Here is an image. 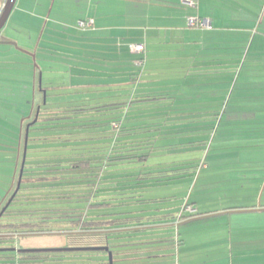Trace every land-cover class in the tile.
I'll list each match as a JSON object with an SVG mask.
<instances>
[{
	"label": "rangeland",
	"instance_id": "1",
	"mask_svg": "<svg viewBox=\"0 0 264 264\" xmlns=\"http://www.w3.org/2000/svg\"><path fill=\"white\" fill-rule=\"evenodd\" d=\"M116 1L113 0L114 3ZM129 3L127 2L124 7H120L117 3L110 11H105L108 20L103 21L104 25L94 26L96 35L94 42L90 44L72 41L67 36L76 31L85 35L84 32L89 30L92 24L81 27L77 22L76 26L71 27L63 23L53 25L51 21L45 24V20H42L37 28H32L36 30L33 34L31 32L32 36L25 34L26 30H29L27 27L17 26L9 29V33H13L19 38V43L13 41V47L21 52H18L20 55L18 58H14L10 69H4L7 70L5 72L0 69V137L8 136L13 131L15 134L20 133V129L19 131L16 128L13 129L16 124L20 127L23 125L22 138L25 137L26 126L35 120L37 109L40 107L39 95L42 93L44 98V90L46 89L49 95L45 101V106L48 108L80 102L91 104L98 102L97 104H101L111 101L119 95V100H124L133 94L142 95L143 92L153 94L168 91L175 96L173 99L129 102V105L126 104L125 112L124 108L121 109L122 111L119 110L117 114L91 112L83 117L70 118L68 119V121L72 119L70 122L62 124L60 127L40 124V129L33 132L39 136V143L55 141V137L58 136L61 139H67L64 142H71L72 144L66 147H55L56 144L54 143L51 148L29 150L28 157L41 160L52 159L56 156L63 158L71 152L107 149L108 147L105 145L101 146L97 143L83 144V146H80L79 143L80 141L91 143L92 140L97 142L99 137L105 135L108 136L107 140L113 139L114 136L110 134L115 126L104 121L112 116L121 115V117H115L121 118L118 121L119 127L116 128V131L120 130L121 125L128 127V130L118 131L121 141L150 136L154 144L152 147L146 145L141 150H150V155L144 163L142 161L128 163L124 167L130 169L132 165H135L132 170L141 171L145 167L153 168L160 164H179L177 167L188 166L181 169L183 171L182 176L157 185L147 183L142 188L143 192L136 193L141 194V196L135 198H142L144 201L137 202L132 198L123 197L124 195L119 194V191H112V189L107 188L106 179L98 184L94 177L79 183L76 180H70L76 182L77 186L56 188V190L69 189L71 191L69 192L70 195L76 193L82 195L89 192L91 194L93 192L94 197L90 200L94 202L112 197V199L107 200L110 204L99 207L102 212L103 210L104 212H135V210H140L136 215H144L145 217L147 215L180 214L188 199L190 202H194L195 207L199 210L204 208L213 209L220 202L226 204L231 199L224 201V199L216 200L215 197L222 194L223 188L221 185L223 182L225 183L223 187L228 189L229 186L226 183L228 181L234 182L236 179L238 184L246 185L242 186L244 191L251 193L255 188L252 186V183L255 182L252 178L257 173L256 169H259L260 159L264 158V89L257 91L250 89L252 86L248 83V77L252 73L253 62H259L260 60L264 62V46L256 51L258 58H254L255 52L253 50L249 51V32H253L252 25L255 24V21L253 20L252 24L248 23V0H202L200 4L201 12L213 14L212 25L210 27L193 26L196 27L195 30L202 32V34H189V38L197 39L196 42H185L184 38H180V41L167 40L159 43V45L165 46L162 48H155L157 42L152 41L151 32L153 35H158V42L159 40L163 41L165 35H169L171 30H177L172 25L177 22L150 12L158 11L161 7L149 3V0H137V2L135 0V2ZM197 3H199V0L195 4ZM190 6L186 9L189 14L190 10L195 9ZM193 7H196V5ZM258 12L261 14V9H258ZM126 15L129 17L125 18ZM191 17L197 18L195 15ZM188 19L189 17L187 23ZM135 24L137 25L134 26ZM187 28L193 31V28L188 26ZM258 28L262 29L263 27L260 25ZM133 29H139L133 35L135 36L133 38L140 36L144 39L148 36L147 43L145 42V52L143 53L134 52L129 48L130 40L133 38L127 39L126 32L129 33V30ZM51 31L54 33L53 39L48 38ZM62 32H68L69 34L66 35ZM27 37H32V49L22 47L26 43L25 39ZM54 39L57 40L55 44H58V47L51 42ZM125 44L132 57L131 62L127 64L130 68V83L128 85H123L121 86L123 88L120 89H110L107 85L87 86V84H80V87L75 85V82L82 83L86 79L87 81L84 83L88 81L89 83H99L98 81L105 77L104 73L109 68L108 65H105V61L115 60L110 59L106 53L102 52L103 47L112 49L113 46V50L121 47V50H124ZM25 46L29 47L28 42ZM42 50L44 54L40 59ZM164 52L172 55L166 66L161 67L160 71L152 77L155 72L152 70V61L156 60L154 55L155 53L160 55ZM188 54L192 58L188 57ZM203 55L207 57L209 64L215 62L214 67L216 68L211 70H214V72L210 71V74L206 75L205 73L193 74L189 76L193 85L185 83L184 74L190 70V60H200ZM28 56L32 61L30 74L27 73L22 64L24 60L29 58ZM226 60L229 63L228 68H220L224 66L223 63H226ZM85 65L92 66L95 70L85 71L84 67H87ZM121 68L123 66L120 63L112 66V69L119 70ZM80 74H82V77ZM27 79H29L28 82ZM72 80L74 82L73 86H61L64 83L65 85L71 84ZM44 82L52 83L46 85ZM115 93L118 94L115 95ZM253 96L254 98H252ZM28 100L30 105H27ZM155 102L157 103L155 104ZM149 104L152 105L148 106ZM152 106H159L156 108L159 112H156ZM145 108L149 110H144ZM45 111L39 112V116L46 115L48 112ZM146 111L149 112L145 113ZM215 113H219V115ZM39 116V120L43 118ZM187 117H190V119H185L186 121L181 119ZM94 118L99 119L101 122L88 121V119ZM133 125L136 127L134 131L131 129ZM248 128L255 129L249 131ZM90 137H93V139ZM3 139H0V146L5 144ZM46 145L50 144L47 143ZM46 145L41 144L44 147H47ZM20 146V154L16 152L14 166L10 170L11 178L8 180V185H5L6 180L4 179L7 172H0V176L3 173L0 177V204L11 188L15 169L17 168L19 171L21 169L22 144ZM58 167L63 168L64 164ZM244 178L249 180L246 182ZM90 179L95 180V182L90 184ZM257 187L261 189V192H258L259 198L263 192L262 203H264V179L262 184ZM88 204L84 199L76 206L79 208L83 206V208H86L85 211L89 209L90 212L97 210L96 206L90 207ZM202 205L203 207H201ZM184 213L188 212L184 211ZM151 225L157 226L156 224ZM175 226L177 227V225ZM167 228L164 231L163 229L153 228L146 233L135 231L125 234L118 240H124L128 245L125 246V249L123 246L122 248L115 247L114 250L121 249L123 252L126 250L127 252L122 256L126 255L127 259L115 260L114 264H177V254L174 255L173 253V255L167 257L168 253H172L170 247H173L177 231L174 233L173 230L168 231ZM171 228L173 229V227ZM173 235L174 237H172ZM62 237L61 234L28 235L23 236L19 241L16 240L15 244H19L23 248L38 250L58 248L69 245V243H80L76 241L77 239L69 240ZM162 237V241L158 240ZM99 239H102V237L89 238L87 241L90 243L99 241L98 243L104 244ZM118 240L114 238V235H110L108 242L114 245ZM149 241H156V244L153 243V245L158 247L154 250V253H162L161 257L150 256L153 254V250L149 247H155ZM143 246L149 250L136 252ZM140 252H145L144 255L150 257L139 260L136 256ZM75 254L82 255L80 259L85 255L83 252ZM105 257L102 254L98 256L92 254V260L89 264H100L96 259H105Z\"/></svg>",
	"mask_w": 264,
	"mask_h": 264
},
{
	"label": "crops",
	"instance_id": "2",
	"mask_svg": "<svg viewBox=\"0 0 264 264\" xmlns=\"http://www.w3.org/2000/svg\"><path fill=\"white\" fill-rule=\"evenodd\" d=\"M194 1L195 3L198 2V0ZM4 2L5 0L0 1V11ZM127 2H135V0H117L115 3L113 2V0H16L15 5L11 10L4 27L0 31V69L4 72L7 71L4 69H10L14 58H18L20 56L18 52L21 51L13 47V41L19 43V38L13 35V33L8 32L11 27H27V29L29 30L25 29V34L27 36H30L31 32L33 34L36 31L32 28H37V26L41 24L42 20H45V24L51 21V24L53 25L63 23L71 27H73L74 25L76 26L77 22L91 20L92 25L89 27V30L84 32L85 35L80 34L79 31L76 30V32H74L73 34L71 33V35H68V32H62L68 35V39H72V41H81L84 44H90L93 43L95 39L96 25H104L103 21L108 20V15L105 11H110L117 5V3L120 5V7H124ZM186 2L187 0H149V3H152L153 5L156 4L158 5V7H161L158 11L150 12L157 16H165V18H168L171 21L173 19L175 22H177L175 24H172L174 25L173 28H176L177 30H171L169 35H165L163 41L159 40L158 42V35H153L151 32L150 37L153 39L152 41L157 42L155 48L165 47L159 45V43L165 42L167 40L180 41V38H184L185 42H196L197 39L189 38V34H202V32L200 30H195L196 27L189 25V19L192 18V15H195L200 19H207L210 22V26L212 25L214 20L213 14H206L205 12H201L200 4L202 0H199V3L197 4H189L188 2L187 4ZM248 2V23L252 24V21H255V24L252 25V27L254 28L253 32H249L248 48L249 51L253 50V52H255L254 58H258L259 56L257 55L256 51H259L260 48L264 46V0H248ZM190 5L195 9H189V14L188 10L186 9ZM195 5L196 7H193ZM258 9H261V14L259 12L257 13ZM128 17L129 16L127 15L125 16V18ZM188 17L189 19L187 23ZM136 25L137 24H135L134 26ZM260 25L263 27L262 29L258 28ZM187 26L189 28H193V31L191 29H188ZM138 30L139 29H133L129 30V33L126 32L127 39L135 37L133 35L136 34ZM53 37L54 33L51 31L48 38L53 39ZM147 37L148 36L142 39L139 36L138 38L131 39V44L129 47L130 50L131 45L135 43H141L145 47ZM31 39L32 37H27V39H25L26 43L28 42L29 47L25 46L26 43H24L23 45L21 44L22 47H25L26 49H32L33 47ZM142 41H144V43H142ZM51 42L55 44L57 40L54 39ZM55 46L58 47V44H55ZM44 51H41V55L39 57L40 59L42 58ZM102 52L106 53L110 59H115L114 61H105V65H108L109 67L108 71L104 73L105 77L99 80V83H89V81L84 83L85 81H87L86 79L82 83L75 82V85H77L78 87H80V84H87V86L107 85L108 88L110 87V89H120L123 88L121 86L128 85L130 83V68L129 66H127V64L131 62L132 57L129 53V49H127L126 47V44L124 46V50H121V47L113 50L112 46V49L103 47ZM22 53L25 52L22 51ZM160 55L159 53L157 55L155 53L154 55V58L156 60L152 61L153 67H151L155 72L152 74V77H154V74L160 71L161 67L166 66V64L168 63V59L172 54H167L166 52H164ZM187 56L192 58L189 54ZM206 58L207 57H204L203 55V58L200 60H190V70L185 72L184 74L185 83L192 84V79L189 76L193 74L200 75L202 73H205L206 75L208 73L210 74V71L212 69L215 70V62L209 64V61H207ZM227 60L226 63H223L224 66L220 68H228L227 66L229 65V63ZM118 63H120L123 68L119 70L112 69V66L118 65ZM22 64L24 69L27 70V73L30 74L32 70V61L30 60V57L27 60H24ZM85 66H87L84 67L85 71L95 70L94 68H92V66ZM214 70L211 72H214ZM93 74L95 73L93 72ZM80 75L82 77V74ZM26 81L28 82L29 79H27ZM41 83H43V81H41ZM44 83L46 85H49L52 82ZM73 83L74 82L72 80L71 84L65 85L64 83L61 86L70 87L73 86ZM248 83L252 86V88L250 89H254L256 91L259 89H264V62H262L261 60L259 62H253L252 73L248 77ZM44 92V98L42 93L39 95V106L45 105V101L47 100V97L49 95L47 93V89L44 90ZM116 94L118 93H115V95ZM143 94H145V92H143ZM119 96L113 99H119ZM252 98H254V96ZM24 99H26V97H24ZM27 105H30L29 100L27 101ZM216 115H219V113H216ZM181 119L183 121H186L185 119H190V117ZM24 122L25 121L23 120V123ZM19 127L20 126H17L16 124L13 129L16 128V130L18 131L20 129V133L15 134V132L13 131L8 136L4 135L0 137V139L4 138L3 140H5L3 142L5 144L3 146H0V172H7L6 178H4L6 180L5 185L9 184L8 180L11 178L10 170L11 167L14 166V160L16 158L15 154L16 152L20 154L23 125H21L20 128ZM253 129L255 128H248L249 131ZM160 165L164 166L162 164ZM256 170L257 173H255L254 177L252 178V180L255 181L252 183V186L255 188L251 193L244 191V189H242V186L246 185L238 184L236 182L237 179L234 182L228 181L226 183V185L229 186L228 189H225L223 187L225 185V183L223 182L221 185V187L223 188V192L220 196L215 198L216 200L224 199V201H226V199H231V201H227L226 204H224V202H220L217 204V207L213 209L204 208L199 210L195 207L194 202H190V200L188 199L187 202H190V207L192 208L191 212H197V214L185 218H181L179 213L170 215L160 214L159 216L153 215L150 217L147 215L146 217H143V221L146 222L149 220H154V218H156L153 223H155L157 226L145 224L142 227V232H150V230L153 228L163 229L164 231L167 227L168 231L173 230L174 233L175 231H177L173 247H170L172 253L167 254V257L168 255H173V253L174 255L177 254V264H264V203H262L263 192L261 193V197L259 198L258 192H261V189L257 187L262 184V181L264 179V158L260 159L259 169ZM15 171L13 174L14 176L12 175L13 179L11 184H13V180L15 178ZM2 174L3 173H1V176ZM244 180L247 182L249 179L244 178ZM150 184L157 185L158 183ZM201 207H203V205ZM189 212L190 211H188V213ZM198 212L202 213L198 214ZM175 225H177V227ZM170 227H173V229H170ZM172 237H174V235ZM158 240L162 241L163 237L158 238ZM149 242H151L152 245L153 243L156 244V241ZM153 246L155 248L149 247V249L153 250V254H151L150 256L161 257L162 253H154V250H156L158 246ZM149 249L143 246V248L136 250V252ZM144 253L145 252L137 253L138 256H136V258H138L139 260H144L145 257H150L145 256ZM125 256L120 255V261L123 259H127Z\"/></svg>",
	"mask_w": 264,
	"mask_h": 264
},
{
	"label": "trees",
	"instance_id": "3",
	"mask_svg": "<svg viewBox=\"0 0 264 264\" xmlns=\"http://www.w3.org/2000/svg\"><path fill=\"white\" fill-rule=\"evenodd\" d=\"M174 97V95L166 91L143 95L133 94L124 100L113 99L101 104H97L98 102L92 104L80 102L54 108L41 105L39 112L46 110L45 112H48V115H42L41 117L43 118L40 120L37 117V121L30 125L27 137L23 136L22 138V150L26 140V157L22 167L19 188L11 198L19 180V169L16 168L13 184H11V188L0 204V264H89L92 260V254L93 256L105 255V259L99 258L96 261L100 264H110L109 252H111V264H114L115 260H120V255L124 254L126 250L123 252L121 249L114 250V248H122L124 246L125 249L128 243L118 239L129 232L143 231V225L155 224L153 222L156 218L144 222V215H136L138 210H135V212H104L103 210L102 212L99 207L110 204L107 200L109 198L112 199V197L94 202L90 200L94 197L92 195L93 192L91 194L89 192L82 195L78 193L70 195L69 192L71 191L69 189H65V191L62 189L56 190V188L77 186V183L88 181L89 178L94 177L98 184H101L102 180L106 179L107 188L112 189V191H119V194L124 195L123 197L125 198H132L136 202L144 201L142 198H135L141 196V194L136 193L143 192L142 188L147 183L159 184L180 177L183 174L181 169H185L188 166L177 167L179 164L158 165L153 168L145 167L141 171L132 170L135 165H132L130 169L129 167L125 168L124 166L128 163L139 161L144 163L150 155V150H141L146 145L152 147L154 144L150 136L121 141L118 131L121 132L123 129L126 130L128 128L125 125H121L120 130L116 131V128L119 127L118 121L121 118L115 117H121V115L112 116L107 121H104L115 126L110 134L114 136L113 139L107 140L108 136L105 135L104 137H99L97 142L92 140L91 143L82 141L79 143L80 146L97 143V145H105L108 147L107 149H88L81 152H71L63 158L56 156L52 159L41 160L28 157L29 150L51 148L54 143L56 144L55 147H66L72 144L71 142H64L67 139H61L58 136L55 137V141L39 143V136L33 132L40 129V124L60 127L62 124L70 122L72 120L68 121L70 118L83 117L91 112L117 114L123 108L125 112L126 104L129 102L156 101L166 98L173 99ZM150 105L152 104L148 106ZM152 107L155 108L156 112L158 111L156 108L159 106ZM144 110L149 109L145 108ZM148 112L146 111L145 113ZM89 120L101 122L95 118ZM38 122L41 123L38 124ZM131 129L134 131L136 127L133 125ZM90 138L93 139V137ZM47 143L50 145H46ZM41 144H45L47 147L41 146ZM62 164H64L63 168L58 167ZM15 179L17 180L16 182ZM70 180H76L77 183ZM95 180L90 179V184H93ZM98 184L96 185L98 186ZM84 199L89 203L90 207L96 206L97 210L90 212L89 209L85 211L86 208H83V206L77 207L76 204L83 202ZM9 200L10 202L5 206ZM186 206H190L189 202L182 208L181 218L197 214V212L184 213V211L188 212ZM123 213L124 215H122ZM201 213L198 212V214ZM122 233L124 234L121 235ZM37 234H61L62 238L77 239L76 241L80 243H69V245L58 248L38 250L23 248L21 245L15 244L16 240L19 241L23 236ZM110 235H114V238L118 240L114 245L108 242ZM93 237H102L99 240L103 241L104 244L98 243L99 241L95 243L87 241V239ZM78 252L85 254L82 259H80L82 255L75 254Z\"/></svg>",
	"mask_w": 264,
	"mask_h": 264
},
{
	"label": "water",
	"instance_id": "4",
	"mask_svg": "<svg viewBox=\"0 0 264 264\" xmlns=\"http://www.w3.org/2000/svg\"><path fill=\"white\" fill-rule=\"evenodd\" d=\"M15 1L16 0H5L3 6L1 8V11H0V31L4 27L6 21H7L8 17H9V14H10L11 10L13 9V7L15 5ZM39 109H40V107H38V109H37V113H36L35 120H33V122L29 123L26 126L25 137H27V135H28V129H29L30 125L33 124V123H35L37 121L36 119L38 117ZM25 156H26V140H25V145H24V148H23V159H22V163H21V169L19 171V180L17 182L16 189L14 190L13 194L11 195V198L16 194V192H17V190L19 188V185H20V176L22 174V167L24 165ZM9 202H10V200L7 202L6 205H8ZM106 249H107V247H106ZM109 261H110V264H111V252H109Z\"/></svg>",
	"mask_w": 264,
	"mask_h": 264
},
{
	"label": "built area",
	"instance_id": "5",
	"mask_svg": "<svg viewBox=\"0 0 264 264\" xmlns=\"http://www.w3.org/2000/svg\"><path fill=\"white\" fill-rule=\"evenodd\" d=\"M187 2L189 4H194L193 0H187ZM87 22V23H86ZM92 24V21H80L79 25H81V27H85V26H89ZM189 25L191 26H210V22L207 19H200V18H190L189 19ZM131 50L134 52H140L143 53L145 50V47L143 44L141 43H135L131 45ZM186 210L188 211H192V208L190 206H186Z\"/></svg>",
	"mask_w": 264,
	"mask_h": 264
}]
</instances>
